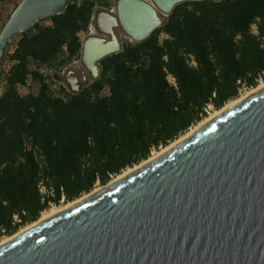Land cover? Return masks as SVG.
Wrapping results in <instances>:
<instances>
[{
    "label": "trees",
    "instance_id": "trees-1",
    "mask_svg": "<svg viewBox=\"0 0 264 264\" xmlns=\"http://www.w3.org/2000/svg\"><path fill=\"white\" fill-rule=\"evenodd\" d=\"M112 5L69 0L5 53L13 63L0 92V237L35 221L49 202L71 201L147 159L209 106L219 109L264 79V0H188L148 38L125 40L102 58L99 77L79 92L54 95L38 67L59 77L81 57L79 33L94 10Z\"/></svg>",
    "mask_w": 264,
    "mask_h": 264
},
{
    "label": "water",
    "instance_id": "water-1",
    "mask_svg": "<svg viewBox=\"0 0 264 264\" xmlns=\"http://www.w3.org/2000/svg\"><path fill=\"white\" fill-rule=\"evenodd\" d=\"M188 0H116L99 9V34L81 44L89 77L68 69L77 93L100 60L141 42ZM69 0H19L0 29L9 43ZM0 264H264V86L155 158L0 244Z\"/></svg>",
    "mask_w": 264,
    "mask_h": 264
},
{
    "label": "rangeland",
    "instance_id": "rangeland-1",
    "mask_svg": "<svg viewBox=\"0 0 264 264\" xmlns=\"http://www.w3.org/2000/svg\"><path fill=\"white\" fill-rule=\"evenodd\" d=\"M19 0H0V29H1V27H2V21H4V19L8 16V14L11 12V9H12V7L15 5V4H17V2H18ZM115 2H116V0H113V5L111 6V8L110 9H108V10H110V11H112V12H114L115 13ZM47 21L48 20H43V21H41L40 23H47ZM95 27H96V25H95ZM116 31L118 32V34H119V36H120V38H121V40L124 42L125 40H130L126 35H124V33H123V31H122V29L120 28V27H118L117 29H116ZM100 32H99V30H98V28L96 27L95 28V31H94V33L93 34H99ZM87 35H84V34H82L81 33V42L84 40V38L86 37ZM161 37H163V34H160V38ZM15 42H16V39H13L10 43H9V46H8V48H7V50H8V53H10V52H12V50L14 49V47H15ZM6 50V51H7ZM10 63V59H9V57H7L6 55L4 56V59H3V62H2V65H1V67H0V92L2 91V89H3V80H4V77H5V74H6V69H7V67H8V64ZM69 69H74V70H76V72L78 73V75H81L82 73H85L88 77H89V73H88V71L86 70V68L84 67V65H83V63L82 62H80V63H77V64H74L72 67H70ZM65 75V74H64ZM64 75L62 76V78H60V80L61 81H64L65 82V79H64ZM262 80H260L259 81V83L261 82ZM66 83V82H65ZM251 89V88H250ZM250 89H243L241 92H240V94H239V96H241V95H245L246 94V92L248 91V90H250ZM27 90H28V88H27V86H25V87H21L20 88V93H23V92H27ZM107 92V90L106 89H104L103 91H102V93L103 94H105ZM238 96V97H239ZM215 110H217V109H214L212 106H209L208 108H207V113H206V116L204 117V118H206V117H208V116H210ZM203 118V119H204ZM202 119V120H203ZM198 124V123H197ZM197 124H195V125H197ZM195 125H192L188 130H190L191 128H193ZM187 130V131H188ZM186 132H184L183 134H185ZM182 134V135H183ZM182 135H180V136H182ZM179 136V137H180ZM161 148L162 147H159L158 149H152V151H151V153H150V155L147 157V158H149V157H153L159 150H161ZM142 162V161H141ZM139 164V163H138ZM134 166V165H133ZM132 166V167H133ZM127 169V168H126ZM125 169V170H126ZM124 171V170H123ZM123 171L120 173V174H122L123 173ZM118 175V174H117ZM117 175H113V176H111L110 177V179L105 183V184H101V183H99V182H96L95 184H94V186H93V188H92V190L93 189H100V188H102V187H104V186H106V185H108L109 183H111V180H113L114 178H116L117 177ZM91 190V191H92ZM89 193V192H88ZM88 193H82L79 197H77V198H80V197H82L83 195H87ZM76 199V198H75ZM75 199H73V200H75ZM72 201V200H71ZM67 201H65L64 199L62 200V199H60L59 200V202L58 203H53L52 205H48V207L45 209V210H47V209H49V207H52V206H58V205H60V206H63L65 203H66ZM43 212V211H42ZM41 212V213H42ZM41 215V214H40ZM40 215H39V217H40ZM38 217V218H39ZM38 218L35 220V221H37L38 220ZM34 222V221H33ZM28 224H30V223H27V224H25V225H22V226H20L18 229H17V231L18 230H20L21 228H23V227H25V226H27ZM16 231V232H17ZM15 233V232H14ZM4 237H6V236H2V237H0V241L4 238Z\"/></svg>",
    "mask_w": 264,
    "mask_h": 264
},
{
    "label": "bare ground",
    "instance_id": "bare-ground-1",
    "mask_svg": "<svg viewBox=\"0 0 264 264\" xmlns=\"http://www.w3.org/2000/svg\"><path fill=\"white\" fill-rule=\"evenodd\" d=\"M264 86V79L258 83L255 87L251 88L250 90H248L246 92V94L244 95H241L239 97H236L228 102H226L222 107H220L219 109L215 110L210 116L204 118L203 120L199 121L197 125H195L193 128H191L190 130L186 131L185 134H183L182 136L174 139L173 141H171L169 144H167L166 146L162 147L161 150H159L153 157H149L145 160H143L142 162H140L139 164H136L134 165L133 167H128L126 170L123 171L122 174H118L116 178H114L113 180H111V182L117 180L118 178L122 177L123 175L127 174L128 172L134 170L135 168L143 165L144 163L148 162L149 160L155 158L156 156H158L159 154H161L162 152H164L165 150L169 149L170 147H172L173 145H175L176 143H178L179 141H181L183 138H185L186 136H188L189 134H191L194 130H196L199 126H201L203 123H205L206 121H208L209 119H211L213 116H215L216 114H218L219 112L225 110L226 108L230 107L231 105L237 103L238 101L242 100L244 97H246L247 95H249L250 93L254 92V91H257L259 90L260 88H262ZM98 189H93L92 191H90L87 195H83L82 197L80 198H76L75 200H72V201H67L63 206H52V207H49V209L47 210H43V212L41 213L40 217L38 218L37 221L41 220L42 218L90 195L91 193L97 191ZM37 221H34V222H31L30 224H28L27 226L21 228L20 230H18L17 232L11 234V235H8L6 237H4L1 241H0V244L7 241L8 239L16 236L17 234H19L21 231H23L24 229H26L27 227H29L30 225L34 224L35 222Z\"/></svg>",
    "mask_w": 264,
    "mask_h": 264
},
{
    "label": "built area",
    "instance_id": "built-area-1",
    "mask_svg": "<svg viewBox=\"0 0 264 264\" xmlns=\"http://www.w3.org/2000/svg\"><path fill=\"white\" fill-rule=\"evenodd\" d=\"M212 1H219V0H212ZM95 14H96V9L94 10L93 14L91 15V18H90V22L88 24V27H87V30L85 31H82L81 33L84 34V35H89V34H93L94 31H95ZM251 29L254 33H256V25L253 24L251 26ZM81 62V58H75L73 59L70 63H68L66 66L62 67L59 71H58V76L59 77H54L52 76V71L51 69H49L47 66L45 65H40L38 67V70L39 72L44 76V80L49 84L50 86V89L51 91L53 92L54 95H57V96H64V91H68L70 90V88L68 87V85L64 82V81H61L60 78H62V76L67 72V70L72 67L74 64H77V63H80ZM13 61L10 60V63L8 64V67L6 69V74H8V70L10 68V66L12 65ZM170 81H172V78H169ZM29 80L27 81L26 84H28ZM3 86H4V80H3ZM26 86V85H25ZM24 85H20L18 88L20 87H25ZM63 88L64 91H61L60 89ZM38 188H39V191L41 193H44L45 190H47L45 188V186L40 182L38 184ZM50 190H48V192H50ZM61 199L63 200V197H61ZM53 202H49V206L52 205Z\"/></svg>",
    "mask_w": 264,
    "mask_h": 264
},
{
    "label": "crops",
    "instance_id": "crops-1",
    "mask_svg": "<svg viewBox=\"0 0 264 264\" xmlns=\"http://www.w3.org/2000/svg\"><path fill=\"white\" fill-rule=\"evenodd\" d=\"M79 37L81 38V32L79 33ZM20 88H18L19 91H20ZM24 93H26V92H23L22 94H24Z\"/></svg>",
    "mask_w": 264,
    "mask_h": 264
}]
</instances>
